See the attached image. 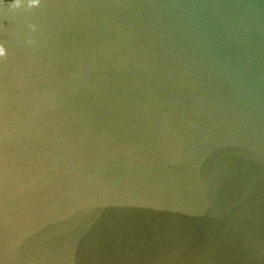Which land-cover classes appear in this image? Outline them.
<instances>
[{
  "label": "water",
  "instance_id": "obj_1",
  "mask_svg": "<svg viewBox=\"0 0 264 264\" xmlns=\"http://www.w3.org/2000/svg\"><path fill=\"white\" fill-rule=\"evenodd\" d=\"M30 3L0 0V264H264V0Z\"/></svg>",
  "mask_w": 264,
  "mask_h": 264
},
{
  "label": "clouds",
  "instance_id": "obj_2",
  "mask_svg": "<svg viewBox=\"0 0 264 264\" xmlns=\"http://www.w3.org/2000/svg\"><path fill=\"white\" fill-rule=\"evenodd\" d=\"M38 2H39V0H31V3L28 6L30 8L31 7H36L38 5ZM12 7L13 8L19 7V3L18 2L17 3H14L12 5ZM4 56H5V49L2 46H0V58H2Z\"/></svg>",
  "mask_w": 264,
  "mask_h": 264
}]
</instances>
